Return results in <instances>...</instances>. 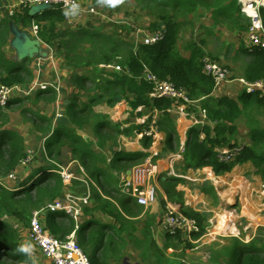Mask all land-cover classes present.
<instances>
[{
  "label": "trees",
  "instance_id": "trees-1",
  "mask_svg": "<svg viewBox=\"0 0 264 264\" xmlns=\"http://www.w3.org/2000/svg\"><path fill=\"white\" fill-rule=\"evenodd\" d=\"M140 1L152 17L147 29L152 31L166 28L168 33L160 42L152 45L139 44L136 48L135 43L129 42L124 36L83 27L80 25L81 21L77 26L68 25L67 16L60 7L38 11L23 8L13 15L6 11L0 17V81L6 85L28 86L34 81L33 69L27 65L33 58L25 55L22 60H17L11 59L8 55L13 36L12 24H20L23 27H32L33 23L38 25L39 39L49 47L56 45L62 50L68 66L90 68L92 73H95L100 65L111 64L125 54L126 60L120 63L129 70V73L110 70V77L104 79L85 74L79 76L76 81L71 80V84H77H74L76 88L78 86L80 89L84 88L85 84L90 83L94 85V90L85 103L80 104L73 98L72 103L65 105L63 114L56 116L57 118L34 112L38 119L34 126L41 134L40 140L44 139L42 159L29 170L26 177L16 179L13 186H8L4 178L7 179L21 167V160L26 155L28 144L26 136L19 129L8 126L11 122L9 111L15 104H21L31 97L34 98L33 104H38L44 95H52V101L59 99V95L54 88L48 87L38 90L31 97H15L6 108L0 107V178L3 180L0 182V264H24L25 256L17 251L18 245L24 239L12 220L18 218L26 221V217L33 209L45 207L47 202L65 196L64 179L58 170L60 164L72 158L85 167L87 179L97 185L101 184L105 192L93 187V201L91 206H84L82 221L76 222L68 214L61 213L60 223H57L53 218L54 212L49 211L45 219H42L44 229L60 238L76 230L79 244L89 255L92 264H125L128 240L133 237L128 224L132 218L144 213V207L136 202L132 203L131 197L121 191L119 179L100 164L106 162V159L104 157L99 159L80 131L86 133L87 127L96 122L92 127L97 137L102 135L99 138L100 145L104 146L106 142H110L109 149L112 152L110 166L114 167L121 159L129 160V153L117 148L116 139L128 134L133 128L138 133L143 132L149 127L150 120L146 125L123 128L119 123L109 120L107 114L96 111V106L100 104L113 107L125 100L133 110L144 105L151 110L159 111V129L166 135L161 152L166 154L175 152L176 146L181 145L180 134L172 113L176 104L169 98L149 97L152 84L140 78L145 68L162 79H171L179 87L184 88L192 100H199L208 118L216 121L204 125L195 124L188 129L182 153L183 160L180 163L184 170L211 167L217 176H221L232 172L238 164L252 161L264 178V128L252 132L254 143L258 145L261 143L263 147H259L262 149L256 148V145H244L242 153L229 164L221 163L217 154L218 148H234L239 144L235 138L238 133L237 122L244 115L247 102L253 101L257 107L264 108V98L247 91L241 92L238 98L226 94L215 96L214 80L202 71L201 58L209 54L219 61V56L206 51L207 40H197L200 33L194 37V30L183 47L179 44L181 29L193 24V15L198 12L205 13L211 16L213 24L227 26L235 33L237 40L228 45L226 54L229 55L231 49L235 48V58L241 57L246 60L242 76L248 80L264 78V50L246 44L245 34L250 27V20L241 12L238 0ZM94 3L98 1L94 0ZM233 5L237 6V11L232 10ZM209 32V35H213L216 31L211 29ZM190 108L194 110L192 106ZM23 110L29 109L25 107L20 114ZM142 143L145 148H150L153 138L144 135ZM149 154L141 153L144 157ZM35 158L38 157L35 155ZM156 159L157 156H154V161ZM211 168L206 171L215 177ZM164 182L168 197L178 201L173 205L197 219L201 231L194 237L197 239L202 237L213 214L198 211L180 201L178 195L182 196L183 193L177 189L178 178L168 177ZM194 187H199L201 191L212 195L215 200L219 199L211 180L196 183ZM84 192L85 187L80 194ZM162 201L165 206L166 202ZM107 218L110 220L107 221ZM181 237L179 235L174 238L166 234V239L170 243L172 241L185 243ZM259 241L264 242V238H260ZM186 243V247L194 246L190 241ZM214 257H223L225 264H264V246L257 243L246 244L241 242L240 238L233 237L230 244L215 250Z\"/></svg>",
  "mask_w": 264,
  "mask_h": 264
},
{
  "label": "rangeland",
  "instance_id": "rangeland-1",
  "mask_svg": "<svg viewBox=\"0 0 264 264\" xmlns=\"http://www.w3.org/2000/svg\"><path fill=\"white\" fill-rule=\"evenodd\" d=\"M97 1L98 3H94V0H86V3L82 4V7L86 9L94 7L96 12L87 14V16L80 22L81 26L101 30L102 32L111 35L120 37L124 36L129 42L132 43L133 41H135L136 30L138 28L147 29V26L152 19L140 0H116L115 5L110 7L103 6L101 3H99V0ZM232 10L237 11V6L233 5ZM261 13L264 19V8H262ZM203 28L207 29V33H210L209 31L211 29L216 31L215 34H208V36L206 37V48L209 47V51L213 53L215 52V54H221L222 59L220 58L219 61L228 64L236 77L242 76L243 67L246 60L241 57L235 58V48L231 49V53L229 55L226 54L228 45L234 43L237 40L235 33H233L227 26H224L222 24H213L211 16L205 13H199L197 15L198 32L201 33ZM216 33L219 36H217ZM32 37L33 40H27L26 36L20 38L19 41H22L23 43V50H19L17 47H15L12 48V52H14V54H17L21 51H25V54L30 53V55H26L32 57L33 60L36 58L37 62H42L41 65L51 62L53 65H51V73L53 75H55L56 71L59 73L61 79L63 80V87L61 90V95L56 101L51 100L52 95H44L43 98H40L38 104H33L32 99L34 98H32L31 96L35 95L34 93L32 95H29L31 99H25L21 104H15L9 111L11 122H9L8 126L19 129L26 136L28 144L27 148H33L35 150L36 157L38 158H35L33 160L31 166L20 167L19 169H17L16 178H4V181L8 186H13L16 179H22L26 177L29 170L32 167L36 166L42 159L41 151L44 150V139L40 140L41 134L38 133L36 127L34 126V122L38 121L37 116L34 114V112H40L42 115L54 116L55 118H57L59 117V113L63 114L62 110L63 108H65V105L72 103L73 98H75L80 104L88 101L90 96L92 95L91 92L94 90V85L87 83L85 84L84 88L81 87L80 89L79 86V89L74 88V90L76 89L77 92L76 95V92L69 91L70 86L76 84H71V78L76 81L79 76H83L85 74L89 76H98L102 79L110 77V70L104 69L102 67H99L95 70V73H92V70L90 68L68 66L66 64L63 51L60 50L56 45L51 46L50 48L52 50H50L49 48L42 46V44L40 45L37 37H35L34 35ZM187 41L188 37L184 35L179 42L180 46L183 47ZM51 56L52 58L47 59ZM126 58V55L122 54L121 58L118 60L120 62L123 61L124 63ZM31 61H29V64L31 63ZM46 64L44 66H46ZM36 79L37 78L35 76L34 80ZM49 79L54 80L55 76H50ZM38 80L42 79L39 78ZM225 88H227V86ZM225 91L226 95H230L234 98H238V95L241 93L238 88L228 89L229 93L227 92V90ZM215 96H222V94L220 92H215ZM102 106H104V109ZM107 106L106 104H100L96 106V109H98L99 113L104 114L106 113V110L109 111L112 108L111 106H108L110 108H108ZM25 107H27L29 110H23V113L21 112L20 114V111L22 109H25ZM188 109L189 108L185 110L187 111V113L194 112L196 117H199L197 108L193 107L192 109L194 110L192 111H188ZM178 115L179 114L176 115V118ZM53 121L55 122L56 119H54ZM95 123L96 122H92L91 125L87 127V132L84 133L83 136L86 139L87 143L90 144V147L93 149V151L97 154L99 159H102V157L106 159V162H101L100 164L111 171V173L121 182L123 180V175H126V173L130 174V170L132 171L135 167L144 164L147 158L144 159V156L140 155L139 157H137L138 159H135L138 160L137 163H118L114 167H111L110 158L112 156V152L109 149L110 142H106L104 146L100 145L101 142L99 138H101L102 135H99L97 137L94 134L92 125ZM125 124H127V126H123L119 123V125L123 128L128 126L132 127V125H129L128 123ZM237 124L238 133L236 134L235 138L237 139L238 143L240 145L246 146L256 145V148L262 149L261 147H263V145L261 143L259 145L257 143H254L252 132L255 129L264 128V108L257 107L253 101L247 102L245 113L238 120ZM179 128L183 133V143L185 145L187 141V136L184 134L186 128L185 126L183 127V123H181ZM123 136H126L130 141H133L135 139V135L133 132H129L128 134ZM158 136L160 137V134ZM121 137L122 136H119L116 139V144L119 149H125V146L123 145V138ZM181 146H176L174 154L170 153V155H166V153L163 152L160 153V149H157V145L152 149V151L155 152H150L151 154L154 153V155L157 156L155 162L159 164V171L162 172V177H159V179L157 180V185L159 188H163L167 195V186L164 180L168 179V177H176L179 179V182L183 183L182 185H187L193 191V195L196 196L199 190L201 191V189L193 187L196 186V183L198 184L199 182H202L204 180H211L212 183L214 182L216 185V191L219 196L218 200H215L212 195H209L205 191H201L204 193V197L203 195H201V199L205 201V211L213 214L209 219L206 233L197 243H193V247H186V242L174 243L172 241L170 243L169 241H167L160 226V219L163 210L162 207L164 206L162 200L171 204L178 201H176L174 198L170 199L168 195V199L166 200L165 198H163V196L161 197V194L158 190V201L160 208L159 212L151 213L149 211H145L142 216L132 218L128 224V227L133 233V237L129 238L128 240V255L126 257L125 264H225L226 261L223 257H214V252L215 250L221 248L223 245L230 244L233 237L240 238L241 242L246 244L253 245L257 243L258 245L264 246V242L259 241L260 238H264V193L259 194V196H262V199H260L259 203L262 204L259 205V208L261 210L260 214H258L254 208L255 203L251 198L253 196L252 193H250L252 190V186L249 185L245 190L243 187H240V184H238V180H243L251 184V182L248 181L249 179L243 177L245 176L249 178V175H259L264 180L261 173L259 171L257 173L256 165L252 161H249L247 164H238L234 167L232 172L226 173L221 176H217L211 167H206L205 169L211 168L212 173L215 175L214 177L207 173V175L213 178L212 179L209 178L206 174L199 173L198 170H184L181 165L178 164V162L183 158L182 153H179L181 152ZM179 155H181V157ZM169 158L170 160H167ZM60 165H63L64 168L68 169L73 175L77 177L71 182V184L65 186V195L66 193H71L76 196H80L82 188L85 187L82 179H87L86 175H88L85 167L75 158H72L69 161L66 160V163L64 162ZM200 170L203 171V169ZM173 171L176 174H171L173 173ZM181 174L184 176H180ZM214 179H216V181ZM2 181V178H0V182ZM153 181L154 177L150 179V182ZM221 183L222 185H220ZM90 184L92 185V193L94 190L93 187H96L105 192L101 188V184H98V186L93 181ZM227 193H232V198L230 201L228 200L231 196H227ZM191 194L188 197H185L184 194H182V196H178L181 202L187 203L192 197ZM240 194L241 201L243 202V211L240 204ZM132 203H135L134 199H132ZM193 204L194 203H191L190 207L194 209L195 207L193 206ZM42 208L43 206L40 209ZM40 209H33L26 217V221L20 220L18 218H13L12 221L18 228L19 233L24 241H28L31 217L35 211H38ZM224 210L226 211V213L231 215V218L229 215H227L229 216V219L227 221H223V218L226 217V214H222ZM45 211L46 210H44L41 214V219L43 220L48 213ZM61 213L64 212L57 211L53 213L55 222L57 221V223H60ZM245 216H249L251 221ZM83 218L84 215L82 216L81 221L83 220ZM108 220H110V218H107V221ZM151 225H153L154 227H151ZM37 252L38 251L36 249V254ZM38 256L40 258L41 264H44L42 262V256Z\"/></svg>",
  "mask_w": 264,
  "mask_h": 264
},
{
  "label": "built area",
  "instance_id": "built-area-1",
  "mask_svg": "<svg viewBox=\"0 0 264 264\" xmlns=\"http://www.w3.org/2000/svg\"><path fill=\"white\" fill-rule=\"evenodd\" d=\"M74 0H16L13 6L8 9L9 14L13 15L16 11H20L23 8H29L32 11H38L46 8L60 7L64 12L68 6L73 3ZM81 6V12L75 16H67L68 24L71 26H77L88 13H94L95 8L91 7L86 9L82 7L80 0H75ZM240 10L243 14L247 15L250 20V27L245 34V41L249 47H257L264 50V19L262 16V8H264V0H238ZM38 8V10H36ZM33 32L38 36V25H32ZM167 29L161 28L159 30H148L138 28L135 32V48L139 44L152 45L165 39L167 36ZM50 50H52L50 48ZM52 58V56L50 57ZM48 58V59H50ZM119 59L121 57H118ZM41 65L42 62L38 61ZM202 71L210 76L215 83V92H220L222 95L226 94V91L231 88H238L241 92L247 91L249 93L258 94L264 98V78L257 80H248L244 76L236 77L231 67L221 61L213 59L209 54H205L201 58ZM100 67L108 69L114 72L129 73V70L120 63L119 60L111 64H102ZM41 69L37 70V79L28 86L21 84L6 85L0 81V107L6 108L10 100L15 97H24L34 94L40 89H46L48 87L54 88L60 97L62 90L61 76L56 73L54 80H38L41 76ZM141 79L150 82L152 84V90L149 92L151 99L155 98H169L173 102L181 106L183 110L188 107L197 106L196 103L199 100H192L187 91L179 87L171 79H162L148 68H145ZM41 79V78H40ZM227 86V88H225ZM144 106L138 107L135 111L141 112ZM199 112V117H196L193 112L194 119L191 126L195 124L204 125L206 123H216L208 118L207 112L201 106L196 107ZM61 116V113L58 114ZM149 118V119H148ZM148 119V120H147ZM142 123L146 124L149 120V127L140 133V136H150L153 141L159 139V111L153 109L151 114ZM118 120V119H117ZM203 135V134H202ZM244 145L238 144L234 148H218V159L221 163L229 164L236 160L237 156L242 153ZM185 147L181 148L183 153ZM35 150L33 148H27L26 155L21 160V166L31 165L35 158ZM154 153L147 157L144 164L135 167L129 175H123L120 189L123 193L129 195L131 199L146 209V212L152 211L155 205H158L155 212H159L158 190L157 180L161 178L162 172L159 171V164L154 161ZM202 174H207L206 169L203 171L198 169ZM58 172L62 175L65 185L71 184L73 179L77 178L68 169L60 165ZM171 174H176L174 171ZM184 176V175H180ZM16 173H11L8 178H16ZM154 177V181L150 182V179ZM85 186V192L76 196L71 193H66L64 197L57 198L52 202H48L45 207L35 211L30 220L29 241H31L44 257L48 258L52 264H92L89 255L83 250L76 236V230L66 235L64 238H60L53 233L47 232L44 229L42 223V212H57L62 211L74 218L76 222L81 220L83 208L86 205L92 203V183L88 179H82ZM90 182V183H89ZM167 200V198H165ZM186 206H190L185 203ZM162 215L160 219V226L172 237L176 238L181 235V239L197 243L202 237L195 238L194 235L201 231L197 219L185 214L182 210L175 207L173 204L166 202L162 207ZM177 242V241H175Z\"/></svg>",
  "mask_w": 264,
  "mask_h": 264
},
{
  "label": "crops",
  "instance_id": "crops-1",
  "mask_svg": "<svg viewBox=\"0 0 264 264\" xmlns=\"http://www.w3.org/2000/svg\"><path fill=\"white\" fill-rule=\"evenodd\" d=\"M15 1L16 0H0V17L6 12V11H8V9L11 7V6H13V4L15 3ZM84 3H86V0H82L81 1V4H84ZM199 13H201V12H198V13H196L197 15L199 14ZM89 14V13H88ZM197 15H193L192 16V22H193V24L192 25H186V26H184L182 29H181V33H180V40H181V38L184 36V35H186V37H188L189 35H191V32L194 30V37H196L198 34H199V32H198V30H197ZM85 16H87V15H85ZM67 22H68V20H66ZM68 24V23H67ZM69 25V24H68ZM71 26V25H70ZM32 28L33 27H23L22 25H20V24H12V30H13V36H12V39L10 40V44H9V49H10V51H9V53H8V55H9V57L12 59H17V60H22L23 59V56H25L26 54H29L30 55V53H26L25 54V51H21V52H18L17 54H14V52H12V48H15V47H17L19 50H23V48H22V41L20 42L19 41V39L20 38H23V37H27V40H33V35L35 36V37H37L38 38V42H39V44L41 45L42 44V46H45L46 48H49L50 49V47L46 44V43H44L42 40H40L39 39V36H37L34 32H33V30H32ZM32 31V32H31ZM203 32V33H202ZM202 32L198 35V37L196 38L197 40H199V39H206V37L208 36V33H207V29L205 28H203V30H202ZM196 33V34H195ZM33 34V35H32ZM193 34V33H192ZM217 36H219L218 34H217ZM206 49V51H209V47L208 48H205ZM211 52V51H210ZM211 53H213V52H211ZM186 54V53H185ZM214 54H215V52H214ZM218 56H219V58H221L222 59V55L221 54H219V53H216ZM187 55H189V52H187ZM50 58V57H49ZM48 59V58H47ZM46 63H44V64H42V65H40V64H38L37 63V60H36V58L34 59V60H32L31 61V63L29 64V61L27 62V65H28V67H30V68H32L33 69V73H34V76L33 77H37V70L39 69L38 67H40L41 68V74H40V78L42 79V80H46V79H49L50 78V76L51 77H54V76H56V73H58L55 69V75H53L52 73H51V71H52V63L51 62H48L47 64H46V66H44ZM52 65V66H51ZM59 74V73H58ZM49 80H51V79H49ZM71 80H73V78H71L70 79V81ZM62 85H63V80H62ZM74 88H76V85H71L70 86V92H76V89L78 88H76L75 90H74ZM235 88V87H234ZM79 89V88H78ZM228 92V91H227ZM229 93V92H228ZM227 93V94H228ZM196 105L197 106H193V107H198V106H200V102H198V103H196ZM106 106H107V104H106ZM141 106H144V105H141ZM103 107V109H104V106H102ZM108 107V106H107ZM140 107V106H139ZM97 108V107H96ZM108 108H110V107H108ZM189 109H188V111H192V110H190V107H188ZM97 111H98V109H96ZM186 110V109H185ZM185 110H183L182 109V107L181 106H178V105H176L174 108H173V110H172V113L174 114V119H175V122H176V124H177V129H178V132H179V134H180V143H181V147L180 148H182L183 146H184V143H183V133H182V131H180V125H181V123H183V127L185 126V132H184V134L187 136V131H188V129L191 127V124H192V120L194 119V117H193V115H192V113L190 112V113H187V111H185ZM151 112H152V110L150 109V108H147V107H143L142 108V110H141V112H139V113H137L135 110H133L132 109V107L128 104V102H126L125 100H123V101H120V102H118L115 106H113L109 111L108 110H106V113H104V114H107V115H109V120H111L112 122H114V123H120V124H122L123 126H127V124H125V123H128L129 125H132V127H134L135 125H143L144 123H142L144 120H146L147 119V117L151 114ZM177 114H179L178 116H177V118H176V115ZM118 119V120H117ZM149 119V118H148ZM147 119V120H148ZM147 124V123H146ZM145 124V125H146ZM128 127H130V126H128ZM131 132H133L134 133V135H135V139L133 140V141H130L126 136L124 137L123 135H122V137L121 138H123V145L125 146V149H119L118 147V149L119 150H123V151H126V152H128L129 153V160H127V159H121L120 161H119V163L120 164H122V163H137V161L138 160H135L137 157H139L140 155H141V153H150V152H155V151H152V149L154 148V146H156L157 145V149H160V152L162 151V149H163V146H164V140H165V137H166V135H165V133L164 132H162V131H160L159 132V134H160V137H159V139L157 140V141H153V144H152V146L150 147V148H145L144 147V145H143V143H142V136H140V133H138L137 132V130H135L134 128H133V130L131 131ZM81 133L82 134H84V132H82L81 131ZM126 140H128V141H126ZM170 153H172V154H174V152H169V153H167L166 155H170ZM180 153V152H179ZM149 155H151V153L149 154ZM149 155H147V156H145L144 157V159H146ZM180 157H181V155H179ZM111 158H112V156H111ZM110 158V159H111ZM167 160H170V158L169 159H167ZM182 160H183V158H182ZM182 160L181 161H179L178 162V164H180L181 162H182ZM248 163V162H247ZM247 163H245V164H247ZM63 166V165H62ZM22 167V166H21ZM256 170H257V173H258V168L256 167ZM188 171H190V170H188ZM200 173V172H199ZM208 173V172H207ZM262 175V174H261ZM87 176V175H86ZM244 178H246V179H249L248 181H250L251 182V184H252V190H251V192L250 193H252V195H253V197H252V201L255 203V206H254V208H255V210H256V212L258 213V214H260V208H259V205H261L262 203H259V201H260V199H262V196L260 195L259 196V194H263L264 193V180L259 176V175H255V176H251V175H249V178H247V177H245V176H243ZM5 182V181H4ZM203 182V181H202ZM202 182H200V183H202ZM6 183V182H5ZM183 183L182 182H179L178 183V186H177V189L179 190V191H182V193L184 194V196L185 197H188L191 193V195H193V191L187 186V185H182ZM213 184L215 185V183L213 182ZM66 186V185H65ZM194 187V186H193ZM196 188V187H195ZM197 188H199V187H197ZM215 188H216V185H215ZM200 189V188H199ZM249 191V190H248ZM159 193L161 194V197L163 196V198H167V195H166V193H165V191H164V189L163 188H159ZM199 193L201 194V195H203V197H204V193L203 192H201L200 190H199V192L196 194V196L197 195H199ZM168 199V198H167ZM187 202V201H186ZM188 203V202H187ZM189 205H191V203H188ZM240 204H241V209H242V211H243V202L241 201V194H240ZM193 206L195 207V209H197L198 211H203L201 208H200V206H197V204L196 203H194L193 204ZM158 207V205H155L154 206V208L152 209V211L150 210V212L151 213H153V212H155V210H156V208ZM145 208H144V213H145ZM143 215V214H142ZM142 215H139L138 217H140V216H142ZM245 217H247V219H249L250 221H251V219H250V217L249 216H245ZM153 225H151V227H152ZM154 227V226H153ZM162 228V227H161ZM152 230H153V228H152ZM162 231L164 232V236H165V238H166V232L162 229ZM153 233H154V231H153ZM37 255H41L42 256V262L44 263V264H52V262L48 259V258H46V257H44L43 255H42V253L38 250V248H37Z\"/></svg>",
  "mask_w": 264,
  "mask_h": 264
},
{
  "label": "clouds",
  "instance_id": "clouds-1",
  "mask_svg": "<svg viewBox=\"0 0 264 264\" xmlns=\"http://www.w3.org/2000/svg\"><path fill=\"white\" fill-rule=\"evenodd\" d=\"M103 6H114L116 0H99ZM81 6L75 0L64 11L65 16H75L81 12ZM24 167V166H22ZM127 174V173H126ZM129 175V174H127ZM91 205V204H90ZM146 210V209H145ZM17 251L25 256L24 264H41L39 256L36 254L35 245L31 241H23L18 245Z\"/></svg>",
  "mask_w": 264,
  "mask_h": 264
},
{
  "label": "bare ground",
  "instance_id": "bare-ground-1",
  "mask_svg": "<svg viewBox=\"0 0 264 264\" xmlns=\"http://www.w3.org/2000/svg\"><path fill=\"white\" fill-rule=\"evenodd\" d=\"M250 1H254V0H250ZM207 175V174H206ZM209 178H212V177H210L209 175H207ZM213 179V178H212ZM215 181H216V179H214ZM205 181V180H204ZM203 181V182H204ZM221 181H223V180H221ZM218 182H220V181H218ZM223 183H226V182H223ZM238 184H240V187H243L245 190L248 188V186L249 185H251L252 186V184H250V183H248V182H246V181H243V180H238ZM220 185H222V183L220 184ZM235 186V185H234ZM253 187V186H252ZM249 192V191H248ZM233 193V192H232ZM232 193H227V196H231V197H229V200L228 201H230L231 200V198H232ZM245 195V194H244ZM192 197H191V199H190V201H188V203H196L197 204V206H200V208L203 210V211H205L206 209H205V206H204V203H205V201L204 200H202L201 199V194L199 193V195H197V197L195 196V195H191ZM253 197V196H252ZM251 197V198H252ZM196 198H197V200H196ZM243 199H244V197H243ZM246 199V198H245ZM227 200V199H226ZM247 206H248V204H247ZM249 210H250V207H249ZM231 213V212H230ZM222 214H226V217H224L223 218V221H227L228 219H229V216H230V218H231V215H229L228 213H226V211L224 210L223 212H222ZM233 214V213H232ZM227 215H229V216H227ZM221 216V215H220ZM259 218V217H258Z\"/></svg>",
  "mask_w": 264,
  "mask_h": 264
},
{
  "label": "water",
  "instance_id": "water-1",
  "mask_svg": "<svg viewBox=\"0 0 264 264\" xmlns=\"http://www.w3.org/2000/svg\"><path fill=\"white\" fill-rule=\"evenodd\" d=\"M36 10H38V8ZM129 172L131 173V170Z\"/></svg>",
  "mask_w": 264,
  "mask_h": 264
}]
</instances>
